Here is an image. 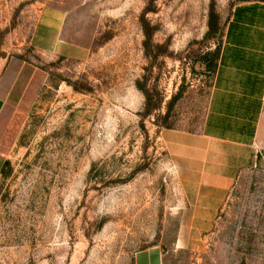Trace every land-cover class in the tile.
Segmentation results:
<instances>
[{"label": "rangeland", "instance_id": "rangeland-1", "mask_svg": "<svg viewBox=\"0 0 264 264\" xmlns=\"http://www.w3.org/2000/svg\"><path fill=\"white\" fill-rule=\"evenodd\" d=\"M245 4L264 0H0V264H264V153L195 234L166 139L203 133ZM47 6L86 58L33 48Z\"/></svg>", "mask_w": 264, "mask_h": 264}, {"label": "crops", "instance_id": "crops-1", "mask_svg": "<svg viewBox=\"0 0 264 264\" xmlns=\"http://www.w3.org/2000/svg\"><path fill=\"white\" fill-rule=\"evenodd\" d=\"M247 6L251 4L235 10L221 47L203 133L166 135L183 187L189 192L190 212L181 223L198 225L191 231L195 234L211 229L239 170L264 153V5L253 13L240 11ZM70 32L65 10L47 6L39 15L31 44L43 53L86 58L89 47L73 40ZM195 237L181 235L179 241ZM135 264H165L164 255L149 248L135 256Z\"/></svg>", "mask_w": 264, "mask_h": 264}, {"label": "trees", "instance_id": "trees-1", "mask_svg": "<svg viewBox=\"0 0 264 264\" xmlns=\"http://www.w3.org/2000/svg\"><path fill=\"white\" fill-rule=\"evenodd\" d=\"M260 8H261V6H259V5H251V6L243 7L242 9H240V11L253 13ZM209 55L210 56H208V57H211V58L209 60V63L207 64V69H210L212 72L217 73L218 68H219V60L221 57V47H219L216 52L213 51V52L209 53ZM215 58H216V64H215Z\"/></svg>", "mask_w": 264, "mask_h": 264}]
</instances>
